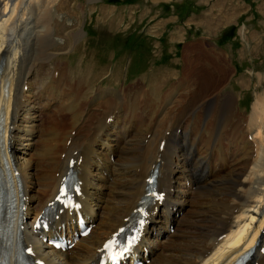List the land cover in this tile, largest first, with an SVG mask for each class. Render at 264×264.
I'll use <instances>...</instances> for the list:
<instances>
[{
  "label": "bare ground",
  "instance_id": "1",
  "mask_svg": "<svg viewBox=\"0 0 264 264\" xmlns=\"http://www.w3.org/2000/svg\"><path fill=\"white\" fill-rule=\"evenodd\" d=\"M58 3L0 0V168L12 169L17 185L20 179L25 242L36 256L48 264H96L103 242L139 207L146 178L157 169V190L164 193V200H150L148 223L136 252L139 257L146 252L149 264H235L253 251L247 264H264V95L256 97L249 118L241 119L231 93L218 99L231 76L228 69L214 53L194 46L191 52L196 58H186L181 78L164 96L156 97V111L146 113L139 107L149 87L136 83L131 102H125L129 107L120 109L126 113L122 120L114 106L127 90L103 89L87 106L82 116L87 118L85 125L66 133L72 135L67 147V136L62 137L65 123H59L58 115L63 107L75 105L77 98L80 101V91L56 70L60 66L48 73L56 56L50 48L58 44L54 28ZM81 34L67 35L78 40ZM40 71L47 77L38 79ZM157 86L160 90L164 82ZM213 100L225 111L223 119L228 118L224 132L217 131L215 121H202L198 113V121L188 119L195 106L205 108ZM35 110L44 114L41 128L29 123ZM211 145L213 161L207 158ZM72 158L78 161L74 170L83 183V212L95 228L62 253L45 245L34 225L56 197ZM138 158L142 162H136ZM73 218L65 212L57 225L67 228ZM172 226L170 234L167 230Z\"/></svg>",
  "mask_w": 264,
  "mask_h": 264
},
{
  "label": "rangeland",
  "instance_id": "2",
  "mask_svg": "<svg viewBox=\"0 0 264 264\" xmlns=\"http://www.w3.org/2000/svg\"><path fill=\"white\" fill-rule=\"evenodd\" d=\"M54 19L58 44L50 48L56 56L50 61L48 73L60 66L56 70L65 74L73 90L80 91V101L77 98L75 105L63 107L58 115L59 123H65L64 138L75 127L79 130L85 125L87 118L82 116L103 89L127 90L114 106L125 116L120 109L131 102L134 84L141 83L149 87V92L145 94L148 100L141 99L139 107L146 113L152 108L156 111V97L164 96L181 78L186 58H196L191 52L194 46L214 53L218 63L228 69L231 76L223 83L218 99L231 93L241 119L249 118L256 97L264 95V0H59ZM73 31L82 32L78 40L67 35ZM40 73L38 79L47 75ZM55 73L58 75V71ZM163 82L164 87L155 88ZM210 102L205 108L197 105L196 110L189 111V121L202 116V121H215L218 132L228 130L225 111L216 107L215 100ZM213 110L220 119L217 113L211 116ZM43 116L35 110L28 116L29 123L33 121L41 128ZM223 138L219 141L226 142ZM185 145L189 147L190 143L186 140ZM213 155L211 145L207 158Z\"/></svg>",
  "mask_w": 264,
  "mask_h": 264
},
{
  "label": "snow or ice",
  "instance_id": "3",
  "mask_svg": "<svg viewBox=\"0 0 264 264\" xmlns=\"http://www.w3.org/2000/svg\"><path fill=\"white\" fill-rule=\"evenodd\" d=\"M63 191V190H62ZM86 234V233H85ZM109 245H106L105 247H108ZM30 251V250H29ZM114 258V257H113Z\"/></svg>",
  "mask_w": 264,
  "mask_h": 264
}]
</instances>
